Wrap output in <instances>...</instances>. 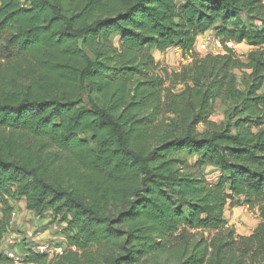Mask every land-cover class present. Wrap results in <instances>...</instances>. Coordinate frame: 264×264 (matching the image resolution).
Masks as SVG:
<instances>
[{
	"label": "trees",
	"instance_id": "1",
	"mask_svg": "<svg viewBox=\"0 0 264 264\" xmlns=\"http://www.w3.org/2000/svg\"><path fill=\"white\" fill-rule=\"evenodd\" d=\"M208 34L245 60L198 58ZM173 49L192 62L157 75ZM263 49L264 0H0V245L12 201L63 241L0 264H264Z\"/></svg>",
	"mask_w": 264,
	"mask_h": 264
},
{
	"label": "rangeland",
	"instance_id": "2",
	"mask_svg": "<svg viewBox=\"0 0 264 264\" xmlns=\"http://www.w3.org/2000/svg\"><path fill=\"white\" fill-rule=\"evenodd\" d=\"M217 46L219 49L216 47V45H213L212 49H215L225 55V49H223L221 45L219 46L217 44ZM195 51L198 58H204L206 56V53L201 51L199 46L196 47ZM237 51L246 56L249 52V49H247L246 47H239ZM152 53L155 56V60L159 69V71L157 70V75L161 74L165 70H167L168 72L179 71L184 65L191 63L193 60L192 58H185L182 55L181 50L179 49H173L161 54L156 50H153ZM243 60H245V58ZM165 85L169 86L170 83L166 82ZM180 90L181 88L179 89V91ZM217 113H219L218 115L222 114L221 107H218ZM181 155L185 160L184 164L188 165L189 171H191V173L198 175L204 179L206 178L208 182H212L215 176V173L210 172L212 169L208 167L203 169L198 168L196 166V157L194 155H189L187 153H183ZM11 203L14 206V213L12 215L11 228L3 239V243L0 245V251L2 250V253H4V250L6 249V243H9L11 239H14V241L16 242V251L21 255H24V249L26 248L31 250H38L42 248L45 249L46 247L50 246L51 249H54L55 247H58L56 245H60L63 243L61 235H59L58 233L60 229L55 225H50L49 219L43 222L36 219L34 215L27 210L24 202L16 203L12 201ZM1 210L2 209L0 204V215ZM225 217L228 227L234 230L237 236L252 234L260 223L258 211L251 210L248 206L244 207L229 205L226 208ZM208 236L209 235L207 233L206 237Z\"/></svg>",
	"mask_w": 264,
	"mask_h": 264
},
{
	"label": "built area",
	"instance_id": "3",
	"mask_svg": "<svg viewBox=\"0 0 264 264\" xmlns=\"http://www.w3.org/2000/svg\"><path fill=\"white\" fill-rule=\"evenodd\" d=\"M217 44L220 46H222L223 49H225L226 52H224V54H226L228 50H231L233 52H235L236 54H238L240 56V58L244 59L246 58L245 55L239 53L237 51V49L239 48V46L233 42H229V43H226L225 45L221 44L220 41H218L215 37L214 34H208L207 36H205L200 42H199V47H200V50L205 52L206 55H209V54H212V55H220L222 54L221 52H218L217 50L215 49H212L213 45H216V47L218 48ZM219 49V48H218ZM264 50V49H263ZM223 55V54H222ZM216 178V176H214V179ZM15 241L14 239L10 240L9 241V244H14ZM34 251L36 253H40V254H46V255H49L50 257L54 256V255H58V254H61L63 251H62V248L61 247H55L54 249H51L50 246L46 247L45 249L42 248V249H38V250H35ZM5 256L13 262V264H30L29 262H27V260L18 255L15 251H12V250H7L6 253H5Z\"/></svg>",
	"mask_w": 264,
	"mask_h": 264
}]
</instances>
